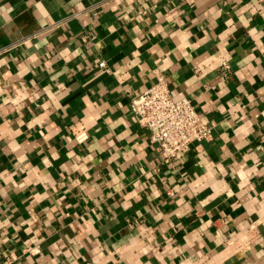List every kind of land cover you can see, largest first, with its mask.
<instances>
[{
	"label": "crops",
	"instance_id": "1",
	"mask_svg": "<svg viewBox=\"0 0 264 264\" xmlns=\"http://www.w3.org/2000/svg\"><path fill=\"white\" fill-rule=\"evenodd\" d=\"M100 1L0 0V264H264V0ZM155 70L211 127L171 166Z\"/></svg>",
	"mask_w": 264,
	"mask_h": 264
},
{
	"label": "built area",
	"instance_id": "2",
	"mask_svg": "<svg viewBox=\"0 0 264 264\" xmlns=\"http://www.w3.org/2000/svg\"><path fill=\"white\" fill-rule=\"evenodd\" d=\"M110 1L101 0L96 7ZM74 16L77 13L72 14ZM98 66L108 71L103 60ZM154 75L155 82L131 99L130 109L138 124L149 131L150 141L156 145L162 161L171 166L189 151L193 142L208 139L211 127L201 121L191 99H174L166 78L158 70L154 71ZM86 138L85 132L75 137L78 143ZM29 251L36 252L34 248H29Z\"/></svg>",
	"mask_w": 264,
	"mask_h": 264
}]
</instances>
